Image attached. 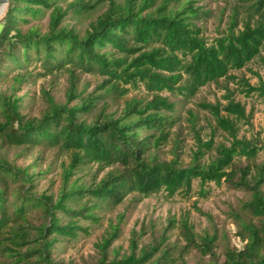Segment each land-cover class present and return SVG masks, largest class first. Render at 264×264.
Segmentation results:
<instances>
[{"label":"trees","instance_id":"1","mask_svg":"<svg viewBox=\"0 0 264 264\" xmlns=\"http://www.w3.org/2000/svg\"><path fill=\"white\" fill-rule=\"evenodd\" d=\"M244 1L248 16L242 28L235 10L228 31L209 42L197 24L205 12L196 0H9L0 18V264H66L55 259L54 251L89 233L82 220L98 223V211L114 209L131 194L189 192L195 180L202 188L225 181L248 192L250 199L240 209L249 219L235 214L237 236L245 244L241 249L226 245L220 261L216 230L199 235L184 218L186 248L210 256L207 264H264V161H255L260 146L238 136V123L249 116L234 92L227 88L226 104L202 105L228 134L229 145L215 146L213 138L197 136L187 167L177 156L167 161L157 154L169 140L179 103L162 93L193 97L221 79L235 80L230 71L264 56V0ZM101 4L106 8L84 32L67 22ZM46 16L43 31L34 22ZM33 66L44 75H68L65 103L42 89L46 107L39 116L32 115L33 98L22 94L41 75ZM81 74L101 81L88 93ZM140 84L151 99L126 100L119 112L109 111L110 101L125 98L130 87ZM239 84L246 95L257 91L245 79ZM53 149L70 156L57 193L39 190L47 173L38 169L42 157L28 165L17 163L35 150ZM211 151L215 157L203 163ZM238 157L247 164H239ZM86 165L96 166L90 182L73 179ZM173 226L169 220L161 240L142 249L140 234L133 231L129 252L119 257L111 246L120 224L111 222L96 244L94 264H175L164 246Z\"/></svg>","mask_w":264,"mask_h":264},{"label":"rangeland","instance_id":"2","mask_svg":"<svg viewBox=\"0 0 264 264\" xmlns=\"http://www.w3.org/2000/svg\"><path fill=\"white\" fill-rule=\"evenodd\" d=\"M122 2L123 0H118ZM196 6L201 7L205 12L198 19L197 24L202 29V34L209 42L224 35L229 28L230 19L235 10H238V28H242L248 16V3L244 0H196ZM106 7L101 4L96 11L81 16L76 19H68L71 26H75L79 32H84L89 23L101 14ZM39 24L43 31L47 29L48 16L34 22ZM35 73L41 75L37 79L26 85L22 94L31 96L28 100L33 101L32 115L39 116L40 111L46 105L41 96L42 89L48 90L55 100L65 103V93L68 85V75L66 72H55L51 75H44L39 67L35 71V66L31 67ZM230 75L236 79H221L219 84H209L203 87L195 96L184 98L174 96L168 92L162 93L172 101L179 102L177 111L174 113L176 123L170 130V136L157 152L161 160L170 161L176 156L180 165L187 167L192 161L193 152L196 150V138L200 136L203 141L214 139V144L229 145V136L226 132L217 127L213 115L202 107L204 104H216L218 102L226 104L225 96L227 88L234 92L236 101L241 102L246 107L248 120L238 123L239 138L252 140L261 147L256 162L264 161V56L256 58L242 70H232ZM81 87L87 85V92L90 93L96 87L101 78L91 74H81ZM245 79L251 86L257 88L250 95L242 93L239 80ZM152 98V93L144 84L138 87H130V91L125 98L119 101H110V112H119L130 99ZM183 100L182 103H180ZM225 114V113H224ZM216 153L211 151L202 159L203 163L210 162ZM42 157L39 161V168L47 173L41 181L39 190H47L49 193H57L62 183L63 165H68L70 156L57 149L35 150L28 153L24 159L17 161L20 165L31 164L35 158ZM14 158V151L10 152V159ZM239 164H247V159L238 157ZM106 169L100 174V178L108 171ZM96 172L95 165L81 167L73 179L89 183L92 175ZM250 199V194L246 191L235 189L227 182L220 185L208 183L203 188L198 180L193 182L189 192L181 191L174 196H168L166 192L154 194L149 197H141L131 194L123 204L114 209L98 211L99 222L82 220L81 224L89 229V233H81L79 238L72 242L60 244L54 251V257L58 261L66 264H94L98 259L96 244L108 230L109 224H120V235L111 246L113 253L118 252L121 257L129 252L130 239L133 231L139 235V248L153 244L161 240V235L167 227L169 220L174 221V226L168 231V240L165 247L170 249L171 259L175 264H207L210 256H203L196 248H186L187 242L182 235L181 221L188 218L193 225L194 231L202 235L206 231L211 234L216 230L218 234L217 246L215 247L216 257L223 261V250L226 245L241 249L245 242L237 236L239 230L235 214L249 219L241 211L244 201ZM203 212L204 214H202ZM38 216V214L34 215ZM122 218L121 221H119ZM257 222V220H254ZM111 254L112 258L114 254Z\"/></svg>","mask_w":264,"mask_h":264},{"label":"water","instance_id":"3","mask_svg":"<svg viewBox=\"0 0 264 264\" xmlns=\"http://www.w3.org/2000/svg\"><path fill=\"white\" fill-rule=\"evenodd\" d=\"M9 0H0V6H4L5 8L7 7Z\"/></svg>","mask_w":264,"mask_h":264},{"label":"bare ground","instance_id":"4","mask_svg":"<svg viewBox=\"0 0 264 264\" xmlns=\"http://www.w3.org/2000/svg\"><path fill=\"white\" fill-rule=\"evenodd\" d=\"M5 9H6V8H5L3 5L0 6V18H1V16L3 15Z\"/></svg>","mask_w":264,"mask_h":264}]
</instances>
